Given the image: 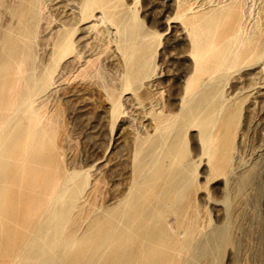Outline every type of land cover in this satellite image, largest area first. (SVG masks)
I'll return each mask as SVG.
<instances>
[{
  "label": "bare ground",
  "instance_id": "obj_1",
  "mask_svg": "<svg viewBox=\"0 0 264 264\" xmlns=\"http://www.w3.org/2000/svg\"><path fill=\"white\" fill-rule=\"evenodd\" d=\"M189 1L163 5L179 24L168 39L189 48L165 104L152 79L162 34L144 29L141 0H0V264H264L260 213L248 209L260 169L239 154L264 101V0L245 21L241 0ZM94 86L115 148L77 165L58 110L96 109ZM122 93L146 124L123 116Z\"/></svg>",
  "mask_w": 264,
  "mask_h": 264
},
{
  "label": "rangeland",
  "instance_id": "obj_2",
  "mask_svg": "<svg viewBox=\"0 0 264 264\" xmlns=\"http://www.w3.org/2000/svg\"><path fill=\"white\" fill-rule=\"evenodd\" d=\"M142 1L143 0H141V3L137 6V9L139 11L138 12L139 17L144 20V24L146 27V28L144 27V29L146 31H150V32L157 31V32L162 34L161 38H154L153 42H152V49H153V54L155 57L154 59L156 61L155 63H156V68H157V72H154L152 79L154 82V88L155 87H157V88L161 87L157 90L160 91L162 89L163 93L161 91L160 92L162 93L163 101L166 104V92H168L165 89L166 84L170 85L169 92L171 94L178 92L180 87H181L182 80H183V77L185 76V72L187 69V63H185L186 61L179 59L177 56H179V55L181 56L183 53L185 54L187 51L189 52V48L187 47L186 42L181 40V39L177 40V41H174L172 39H168V37L172 33H174V31H176L178 29L179 24L171 23V21L173 22V20H174V22L177 21L176 19H173L175 17V15H174L175 12H173V11H175V10L165 12L163 5L164 4H172L175 2V0H162V1L161 0H146L145 4H143ZM209 1L212 2V0H191V4L193 2L192 5H194L193 11L200 10L199 8L203 9L204 5H202V4H204V3L208 4V5L211 4L209 6L206 5L207 7H205V8H209V7L213 6L214 4L215 5L217 3L222 4L224 1L228 2L229 0L228 1L227 0H216V1L213 0V3L209 2ZM214 2H216V3H214ZM187 3L190 4V1L187 0ZM52 4H54V3H49L48 7H51ZM257 4H258V0H241L242 11L244 10L243 12H245V13L248 12L247 16L250 15V16H248L249 17L248 19H246L247 16L245 15L246 18L244 17V21L252 19L253 15H255L256 8L258 7ZM199 5H201V6H199ZM244 6H245V8H244ZM248 6H249V9H251L254 12L249 13L251 10H248ZM50 10H52V9H50ZM149 28H150V30H149ZM165 32H167V34L168 33L169 34L165 35ZM154 50H156V51H154ZM108 51L106 52V54L105 53L103 54L104 56L102 55L103 59L105 57L107 58V59L106 58L104 59V65L106 67L105 69H107L106 75L108 76V78L106 76L105 81L110 83V85H113L114 88L116 87L115 92H116V94L119 95V93L121 91L120 90V84H119L120 82L118 81V79H119L118 74L120 73V70H119L120 68L117 64L118 63L117 59L113 55V52L111 50L109 52ZM109 54L111 56L112 55L114 56V57L112 56L110 58V60L108 59L110 57ZM112 58H114V59L111 60ZM157 63H158V65H157ZM112 66H113V68H112ZM115 66H117V67H115ZM108 68H110V69H108ZM111 68H112V70H111ZM115 68H116V70H118L117 74H116L117 71L114 70ZM110 70L112 72H110ZM107 72H109V73H107ZM113 72L115 73V75L118 78L115 75H114L115 78H113L114 77V76H112V74H114ZM109 76L111 78H109ZM114 79H116L117 81ZM177 79H179V80H177ZM261 79H260L261 82H260V80H258V82L264 83V77ZM112 81L113 82L115 81L116 84H115V82L112 83ZM117 83L119 84V86ZM63 87H64V85H62L61 83L56 84V89L59 91H57L55 89L57 91L55 93V95H56L55 98L60 97ZM92 88H94V89H92ZM99 90L100 89H97V87L94 86V87H91L87 91V93L90 97H92L94 95L92 97V99H94L93 101H95V103H96V105H95V107H97L96 109L93 108L94 106H92V104H83V105L82 104H76L74 100L71 102H68V103L62 102L61 105L59 106L60 109L58 110V112H60V114H63L62 121H64L65 124L67 125V126L66 125L65 126L67 129L66 131H67L68 135H70V137H69L70 141L72 143L74 140L78 141V142L74 141L75 143H78V144H75V146H74V144L71 143V149H69L66 146V143L64 142V145H63L64 147H63L62 151H64L65 158H68L71 153L75 152L77 165H81V164L82 165H89L90 161H92L96 158L101 159V158H103V156L106 157V156L110 155V153L115 148V145H113L114 141H113V139H111V136H110L109 132L107 131L105 124L99 119L100 112H99L98 107L105 106L104 103L106 101L104 96H103V93H102L103 91L98 92ZM91 91H92L93 95H92ZM256 91H258V90H256ZM59 93H60V95H59ZM101 93H102V95H101ZM121 95H122V97L120 100H121V103L123 104V109L125 107L127 109V110L124 109L126 111L124 112V115L123 114L122 115L125 118H127V116H128V118H130L132 116V119L135 117L136 118V119L134 118L135 123H137V124L140 123L141 125L138 124L140 126H143V124H146L147 119L140 118V117L144 118V115L142 114L143 116H140L141 113L140 112L138 113V109H135L136 107L132 108L134 106H131L132 109L129 107L130 105H128V104L132 103V101H130L129 96L127 94L124 95V93H122ZM256 95H258V93L254 94V96L251 98L252 102H253L252 99H255V97L263 96V95H258V96H256ZM127 97L129 100L126 99ZM101 98H103V99H101ZM123 99L125 102H123ZM131 105H133V103ZM61 108L63 109V112H62ZM128 109H129V111H128ZM130 111L133 114L130 113ZM86 112H88V113H86ZM134 114H135V116H134ZM137 115H138V117L139 116L140 117L139 118L136 117ZM73 116H75V117H73ZM65 117H67V118H65ZM94 118H96V119H94ZM138 121H140V122H138ZM116 124H118V123H116ZM69 129H70V131H69ZM251 130L252 131L249 132L248 136L243 141L239 154H240V159L242 162L244 161L243 162L244 164L248 165V164H251L252 162H256L259 169H260L259 192L256 193L255 198L250 199L249 204H248V209L250 210L252 208V210H253V208H255L257 211H259L260 218H261L260 220H261V223L264 227V101H263L261 106H257L254 108V114H253V118H252V129ZM76 145H78V147ZM79 150H80V152H79ZM79 159H81V160H79ZM247 161H249V162H247ZM79 162H80V164H79ZM200 169L202 170L201 166L198 167V170H197L198 174L201 173ZM199 180L203 181V180H201V178ZM252 205H254V206L252 207Z\"/></svg>",
  "mask_w": 264,
  "mask_h": 264
}]
</instances>
